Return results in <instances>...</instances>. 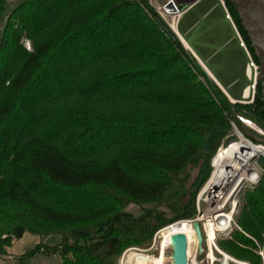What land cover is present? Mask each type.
Listing matches in <instances>:
<instances>
[{
  "label": "trees",
  "instance_id": "obj_1",
  "mask_svg": "<svg viewBox=\"0 0 264 264\" xmlns=\"http://www.w3.org/2000/svg\"><path fill=\"white\" fill-rule=\"evenodd\" d=\"M224 1L260 64L240 13ZM143 2L22 0L7 15L0 32V257L31 233L61 242L36 245L19 264L36 253H59L62 264H118L124 250L150 246L155 230L194 217L204 156L209 165L228 135L227 114L264 130V75L253 104L231 105ZM260 163V183L240 193V229L220 243L249 264H264ZM209 172L210 165L203 180ZM152 204L155 212L146 208ZM171 211L177 217L170 220Z\"/></svg>",
  "mask_w": 264,
  "mask_h": 264
},
{
  "label": "built area",
  "instance_id": "obj_2",
  "mask_svg": "<svg viewBox=\"0 0 264 264\" xmlns=\"http://www.w3.org/2000/svg\"><path fill=\"white\" fill-rule=\"evenodd\" d=\"M149 2L154 6L160 19L176 34L177 30H175L174 25L178 29V20L185 12L176 0H165L161 5H155L154 0H149ZM226 18L231 20L227 10ZM237 38L247 57L246 76L248 83L246 86L251 92L250 98L244 102L253 103L257 90V81L262 75L261 65L254 60L245 41L238 33ZM231 102L233 104H242L240 101L231 100ZM237 119L241 125L264 137V130L252 120L240 115L237 116ZM231 135L236 137V141L224 147V142ZM217 149L209 161V175L195 195L194 209L196 214L193 218L185 219L191 227L194 222H197L201 227L203 249L199 251L197 242L192 256L195 263H198L201 256L200 264H220L219 258L215 256L217 253L222 256L224 254L215 241L221 235L230 234L236 228L240 229L235 221L240 193L246 188L257 186L262 179L263 173L260 159H264V142L253 141L233 121L230 120L229 134ZM210 232L216 234L215 241L213 242L212 240L213 245L208 240ZM209 252L214 255L215 262L209 256ZM258 253L263 256V251L260 250ZM193 260L189 258V264H193Z\"/></svg>",
  "mask_w": 264,
  "mask_h": 264
},
{
  "label": "crops",
  "instance_id": "obj_3",
  "mask_svg": "<svg viewBox=\"0 0 264 264\" xmlns=\"http://www.w3.org/2000/svg\"><path fill=\"white\" fill-rule=\"evenodd\" d=\"M176 2L185 11L178 20V29L175 34L179 42L196 59L204 72L207 69H211L224 83H239L243 66H245L246 71L247 57L244 49L239 45L237 33L239 36L241 34L234 23L225 1L176 0ZM226 10L230 14L231 20L226 18ZM206 74L218 86L213 75L209 72H206ZM239 90V85L233 88V92L235 93L239 92ZM50 236H37L29 233L15 241L14 244L28 238L27 245L30 248H28L27 252H23V254L30 252V250L35 248L34 246L41 243L57 247L61 242L60 236H58L59 239L53 240V242L48 244L46 242H48V238L51 239ZM11 249V247L7 249L6 256L0 257V264H17V257L23 254H15L11 252ZM23 263L62 264L61 257L57 253L49 255L36 253L27 258Z\"/></svg>",
  "mask_w": 264,
  "mask_h": 264
},
{
  "label": "water",
  "instance_id": "obj_4",
  "mask_svg": "<svg viewBox=\"0 0 264 264\" xmlns=\"http://www.w3.org/2000/svg\"><path fill=\"white\" fill-rule=\"evenodd\" d=\"M235 8L240 13L244 24H246L247 30L253 39L254 46L258 52L260 58V69L262 70V74L264 75V0H232ZM204 62V60H203ZM205 63V62H204ZM206 65V64H205ZM207 67V65H206ZM242 76L239 83L236 84H229L228 82L224 83L218 75L213 72L211 69L205 70V72H209L215 78L218 87L223 91L225 95L229 98L234 99L236 102L241 100L244 94V90L247 87L248 80L245 76V66L242 68ZM239 85L240 90L239 92H233V88ZM236 141V137L231 135L228 139L224 142V147L228 146L229 143ZM207 145H205V149ZM204 169L202 172L201 177L199 178L198 185L196 188V192L200 188L202 184V178L206 174L208 170V160L207 155L204 156ZM192 227L196 233V239L198 242L199 251L203 249V236L201 232V227L197 222L192 224ZM171 248H172V255L171 259L173 264H189L188 258V247L189 243L187 241V236L185 234H175L171 237Z\"/></svg>",
  "mask_w": 264,
  "mask_h": 264
},
{
  "label": "rangeland",
  "instance_id": "obj_5",
  "mask_svg": "<svg viewBox=\"0 0 264 264\" xmlns=\"http://www.w3.org/2000/svg\"><path fill=\"white\" fill-rule=\"evenodd\" d=\"M22 0H6L5 1V11H6V13H4V17L2 18V20H1V22H0V32H2V29L4 28V26H5V24L7 23V21H8V14L10 13V11L12 10V9H14L16 6H18L19 5V3L21 2ZM165 0H154V4L155 5H161L163 2H164ZM147 3V7H149V8H151L153 11H155V9H154V6L152 5V4H150V2H149V0H145V3L143 2L142 3V6H146L145 4ZM28 50H29V48L31 47V45H30V41L29 40H25L24 41V44H23ZM227 96V95H226ZM227 98H228V101L231 103V105H235V104H233L232 102H231V98H229L228 96H227ZM231 99V100H230ZM233 101V100H232ZM235 101V100H234ZM242 104H253V103H245V102H242ZM236 106V105H235ZM235 106H232L233 108L231 109L232 110V112L236 109V108H234ZM234 113V112H233ZM239 114H236V113H234V117L235 118H229L230 117V115H228L227 114V118H228V120H229V122H230V120L231 121H233L236 125H237V127L238 128H240V130L243 132V130H242V126L239 124V121H238V119H237V116H238ZM254 122V121H253ZM255 123V122H254ZM256 124V123H255ZM257 125V124H256ZM257 126H259V125H257ZM260 127V126H259ZM261 128V127H260ZM262 129V128H261ZM229 130V123H228V129H227V131ZM228 134H229V131H228ZM251 134H252V136L253 137H257L258 138V136L260 135H254L252 132H251ZM260 138V137H259ZM225 139V138H224ZM223 139V140H224ZM222 140V141H223ZM222 141H221V143H222ZM212 155V153H210L209 154V157ZM201 177V176H200ZM199 177V178H200ZM203 178H204V176H203ZM203 178H202V180H203ZM198 181H199V179H198ZM206 181V179L205 180H203L202 181V184H204V182ZM201 184V185H202ZM197 185H198V183H197ZM201 187V186H200ZM197 188V187H196ZM195 192H196V189H195ZM194 192V195H193V198H192V201L194 202L195 201V195H196V193ZM191 201V202H192ZM241 202V200L239 199V203ZM238 207H239V204H238ZM238 207H237V210H238ZM146 208H147V210H150V211H154L155 212V206L152 204V206L150 205V206H146ZM189 208H190V205L186 208V210L184 211V212H187L188 210H189ZM134 210V208H132V211ZM194 211H195V209H194ZM134 213H136V215L138 214H141V210H138L137 209V211L135 210V211H133ZM182 214H183V212H182ZM196 214V213H195ZM237 214H238V212H237ZM195 216V215H194ZM156 217V216H155ZM174 217H177V215H176V212H173V211H171L167 216H166V218L167 219H174ZM193 218V217H192ZM184 221H186V220H184ZM234 230H239V229H234ZM234 230L233 231H231V233L230 234H224V235H221V236H219V237H217V239H216V244H217V246H218V248L222 251V253L224 254L223 256L222 255H220L219 253H217L216 254V256L215 257H218L219 258V261H220V264H230V263H233V264H242V263H246V264H249V262H243V261H239V260H237V259H235V258H233V257H230L228 254H226L224 251H223V249L220 247V243L222 242V241H224V240H231V235L233 234V232H234ZM160 232V230H155L154 231V233H153V236H152V238H151V241H150V246H148V247H142V246H137V245H135V246H132L131 248H128V249H126V250H124L123 251V253L119 256V258H118V260H119V262H118V264H134V260H135V258L136 257H146V255H148V256H152V257H159L160 256V254L162 253V246H163V239L160 237V235L158 234ZM158 234V235H157ZM50 238L51 239H47V241L48 242H46V243H48V244H50V242H53V240H57V239H59V237H58V235H51L50 236ZM28 239V238H27ZM27 239H24V240H22V241H20V242H18V243H16V244H14V246L12 245L11 246V252H14L15 254L16 253H19V254H23V252H27L28 251V248H30V247H28L29 245H27V242H28V240ZM60 241H61V237H60ZM43 244V243H42ZM45 245V244H44ZM35 247V246H34ZM30 250V249H29ZM262 251L263 250V248H261V247H259L258 248V251H257V253L259 252V251ZM193 251H194V249L192 248V250H190V259L191 260H193V258H192V256H193ZM29 253V252H28ZM58 255H59V253H57ZM259 254V253H258ZM24 255V254H23ZM171 255H172V248L170 247L168 250H166V259H168L167 260V264H173V261H172V259H171ZM4 256H6V255H4ZM21 256V255H20ZM260 256V255H259ZM19 257V256H18ZM261 257H263V256H261ZM200 259H202V257L200 256ZM200 259H199V261H198V263H195V261L193 260V264H200ZM26 260V259H25ZM25 260H23L22 262H21V264H24L23 262L25 261ZM219 263V262H218ZM17 264H19L18 263V260H17Z\"/></svg>",
  "mask_w": 264,
  "mask_h": 264
},
{
  "label": "bare ground",
  "instance_id": "obj_6",
  "mask_svg": "<svg viewBox=\"0 0 264 264\" xmlns=\"http://www.w3.org/2000/svg\"><path fill=\"white\" fill-rule=\"evenodd\" d=\"M175 30H177L176 26L174 25ZM251 96V92L249 88H245L244 94L240 102H244L248 100ZM232 99V98H231ZM234 101V99H232ZM160 237L163 239V246H162V253L160 254L159 257H152L146 255V257H136L134 260V264H167L166 259V250L171 247V237L175 234H185L188 239L189 247H188V255L190 258V250L195 249L196 244H197V239H196V233L193 227L190 226L189 222L181 220L177 221L174 224L168 225L162 229H160V232L158 233ZM209 242L211 245H213V242L215 241L216 234L213 232L209 233ZM213 240V242H212ZM209 256L212 257L213 262H215V257L211 252H209ZM246 264V263H242Z\"/></svg>",
  "mask_w": 264,
  "mask_h": 264
}]
</instances>
